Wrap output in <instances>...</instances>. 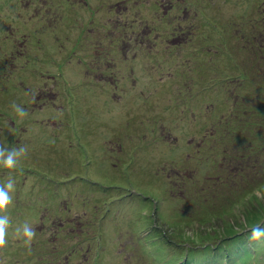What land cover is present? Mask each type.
I'll return each mask as SVG.
<instances>
[{
	"label": "rangeland",
	"instance_id": "rangeland-1",
	"mask_svg": "<svg viewBox=\"0 0 264 264\" xmlns=\"http://www.w3.org/2000/svg\"><path fill=\"white\" fill-rule=\"evenodd\" d=\"M87 2L0 0V108L13 118L0 111V150L27 168L26 209L14 217L18 176L0 161V264H153L136 216L176 263L264 264V234L253 232L264 229V143L244 149L217 133L255 103L239 97L241 71L255 79L246 91L264 83V0ZM68 135L83 145L80 168ZM249 153L254 161L238 159ZM30 170L68 185L31 189ZM258 241L254 262L235 251Z\"/></svg>",
	"mask_w": 264,
	"mask_h": 264
},
{
	"label": "trees",
	"instance_id": "trees-1",
	"mask_svg": "<svg viewBox=\"0 0 264 264\" xmlns=\"http://www.w3.org/2000/svg\"><path fill=\"white\" fill-rule=\"evenodd\" d=\"M243 38L247 41L252 40V37L247 39V36H245ZM258 51H259V49H258ZM262 51L260 50L259 53L264 54V52H262ZM245 76H244L243 72L241 71V74L236 77L238 79V81L241 80V82H242V83H240V85H242V86H238L239 88H241V87H246V88L252 87V84L255 81V79L252 78L249 81L248 78H250V75H247V72H245ZM243 82H245V84H243ZM254 85H257V86H253V89L250 91H246V88H243L244 91L239 94V97L242 99H245V100H250L251 97H255V103L253 105L240 106L238 109L239 114L232 115L231 117H227V118L224 117V118L220 119L222 125L218 126L219 130L217 131V133H219V138H221V139L230 136V137H232V139H234L236 137V140H238V142L244 141V144H245L244 149L248 148L247 145H249V144L253 145L257 141L264 143V83L262 81H256ZM238 135H239V137H237ZM218 141H220V140H218ZM11 146L13 147V145H11ZM221 147L223 148V152H222L223 154H225V155L229 154L228 150L226 149L225 146H221ZM8 151H10V150H8ZM256 155L254 157H252L251 153H249L248 155L243 154L238 159H241L242 161L243 160L244 161H254ZM225 158H226V156H225ZM224 160L225 159H223V161ZM225 165L227 166V169L231 168L230 162L226 161ZM261 186H263V184H261L260 187ZM258 200H254L252 203H250V205H251L250 207L256 208L257 203L259 202ZM260 208H261V206H260ZM261 212H262V214H264L263 210H261ZM241 214H242V217L244 220L242 222V226H241L242 228H240V230H243L244 227H248L247 223L249 222V219H251V213H250L249 208H245L241 211ZM247 239L248 238L246 237L245 240H247ZM261 243L262 242H259V241L257 243L251 242L249 244H246L243 242L242 244H239L237 246V248H235V251H241L244 248H246V250L244 251V256L248 257V259L252 258L251 260L256 261L260 256H263L262 252H260V250L257 252L258 247L262 245ZM217 251L219 253H221V252L225 253L226 251L228 253H231L230 250L225 249V248H222V250L218 249ZM192 253H195V252H192ZM226 255H227V253H226Z\"/></svg>",
	"mask_w": 264,
	"mask_h": 264
},
{
	"label": "clouds",
	"instance_id": "clouds-1",
	"mask_svg": "<svg viewBox=\"0 0 264 264\" xmlns=\"http://www.w3.org/2000/svg\"><path fill=\"white\" fill-rule=\"evenodd\" d=\"M17 155H19L18 152L12 151V152H9L5 156L4 150H0V156H5V158L3 159V163H4V165H6L8 167H12L13 166L14 157H16ZM8 187L10 188L11 184H9ZM8 200H9V197H8L7 192L4 191L3 189H0V207H2L5 204H7ZM6 222H7L6 219L5 220H0V232L3 231L2 225L5 224ZM25 231L27 232L28 230L25 229ZM253 232L258 237V236L264 234V229H261L260 227L257 226L256 228L253 229Z\"/></svg>",
	"mask_w": 264,
	"mask_h": 264
}]
</instances>
